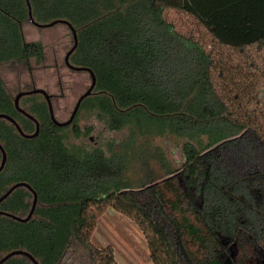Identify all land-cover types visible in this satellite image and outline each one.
<instances>
[{
    "label": "trees",
    "instance_id": "obj_1",
    "mask_svg": "<svg viewBox=\"0 0 264 264\" xmlns=\"http://www.w3.org/2000/svg\"><path fill=\"white\" fill-rule=\"evenodd\" d=\"M30 3L35 21L65 19L77 31L70 61L96 76V87L78 112L97 110L110 129L129 132L119 148L112 142L107 150L68 144L63 131L71 124H55L47 102L32 95L20 106L39 121L36 137L22 136L0 118V143L7 153L0 196L18 182L30 184L38 195L29 221L0 214V258L23 249L40 264H63L71 244L78 242L94 264H119L111 246L90 241L97 217L107 207L139 224L154 264H223L229 243L264 249V119L239 101V92H254L251 104L264 89V0ZM176 11L194 19L202 33L179 30L166 16ZM26 21L31 22L27 0H0V64L44 62V44L24 37ZM78 112L72 124L76 137L84 134ZM0 113L15 118L24 132H35V122L16 108L1 76ZM165 134L187 140L185 163L164 176L165 181L181 179L172 202L182 211L180 219L166 210L158 179L140 185L122 181L127 145L140 135ZM2 158L0 150V164ZM32 201L33 193L19 187L0 203V210L26 216ZM189 214L200 220L206 234H199ZM184 230L205 247L199 262L186 248ZM2 264L32 262L16 255Z\"/></svg>",
    "mask_w": 264,
    "mask_h": 264
},
{
    "label": "rangeland",
    "instance_id": "obj_2",
    "mask_svg": "<svg viewBox=\"0 0 264 264\" xmlns=\"http://www.w3.org/2000/svg\"><path fill=\"white\" fill-rule=\"evenodd\" d=\"M167 18L176 24L179 30H199L194 19L178 11L167 13ZM24 37L27 41H41L45 47V60L37 64L34 60L26 63H1L0 76L5 82L7 89L16 96L21 90L32 88H43L52 95L54 114L59 121L70 118L78 98L89 88L91 76L88 71H76L67 66L65 56L73 45V36L67 24L57 23L53 26L38 27L32 22H24L22 25ZM201 35L200 37H202ZM204 37V36H203ZM207 40H210L206 36ZM209 42V41H208ZM235 89V88H234ZM240 89H235L234 92ZM45 100L41 94H30ZM229 95H234L229 93ZM246 92H239V101L246 105L253 116L264 119V89L260 88L251 104ZM28 96V95H27ZM27 96L22 97L21 106L25 107L24 101ZM77 124L84 132L76 137L73 134V125L63 131L67 134L68 144L84 145L88 149L101 147L107 150V144L112 142L119 148L121 142L128 135V128L112 130L107 123L100 118L97 110L81 109L78 112ZM186 139L173 134H165L163 137L139 138L126 150L129 152L127 167L123 183L129 185H140L143 182L158 179L156 187L165 202L166 210L180 219L182 211L172 207V202L177 198L176 194L181 187L179 176H173L165 181L166 172L170 169L181 168L185 163L184 145ZM177 190V191H176ZM185 207L184 203L180 208ZM190 219L200 229L199 234H206V228L189 214ZM183 240L190 256L196 262L205 256V247L191 235L188 230L183 231ZM90 241L95 246L106 248L111 246L119 264H154L150 257V250L145 234L139 224L132 218L107 207L99 214L96 226L91 234ZM221 246H226L222 242ZM63 264H94L89 251L78 242H73L67 250ZM223 264H264V249L256 250L252 246H241L229 243L223 252Z\"/></svg>",
    "mask_w": 264,
    "mask_h": 264
},
{
    "label": "water",
    "instance_id": "obj_3",
    "mask_svg": "<svg viewBox=\"0 0 264 264\" xmlns=\"http://www.w3.org/2000/svg\"><path fill=\"white\" fill-rule=\"evenodd\" d=\"M27 4H28V9H29L30 21L33 24H35L36 26L48 27V26H53L57 23H64V24L68 25V27L70 28L72 35H73V45L71 46V48L66 53L65 62L69 68L76 70V71H82V70L88 71L90 76H91V84H90L89 88L78 98L77 103H76V105L72 111L70 118L66 121H59L56 118V116L54 114L53 105L51 102V96H50L49 92L43 88H33L30 90H21L15 96L14 101H15L16 108L21 113H23L24 115H26L27 117H29L31 120H33L35 122V124H36L35 132H33V133L24 132L22 127L20 126V124L16 121V119L13 118L12 116L6 114V113H0V118H5V119L9 120L11 123H13L16 126L17 131L22 136L27 137V138H33V137H36L40 131V123L37 120V118H35L32 114H30L28 111H26L25 109H23L20 106L19 101H20V98L22 96L30 95V94H42L48 103L49 113H50V116H51V119L53 120V122H55V124H57L59 126H66V125L71 124L74 121L75 116H76L78 110L80 109V106H81L83 100L93 93V91L96 87V76H95V73L93 72V70L91 68L84 67V66H77V65L72 64L70 61V56L74 52V50L76 49V47L78 45L77 31L75 30L73 25L65 19H55V20L47 22V23H39V22L35 21V19L33 18L30 0H27ZM0 150H1L2 155H3V158H2V161L0 164V172H1L3 170L5 164H6V161H7V153H6L4 147L1 143H0ZM19 187H26L28 190H30L33 193V201H32V206H31L29 213L26 216H21L18 214H14V213L5 212V211L0 210V214L7 215V216H9L15 220H18V221L26 222V221H29L33 217L34 212H35V208H36V205L38 202V195H37L36 191L30 186V184H28L26 182H18V183L11 185L8 188V190L0 196V203L2 201H4L15 189H17ZM16 255H25L29 258V260L32 262V264H40L39 261L31 253H29L28 251L23 250V249H16V250H12V251L8 252L7 254H5L4 256H2L0 258V264L6 262L8 259H10L11 257L16 256Z\"/></svg>",
    "mask_w": 264,
    "mask_h": 264
},
{
    "label": "flooded vegetation",
    "instance_id": "obj_4",
    "mask_svg": "<svg viewBox=\"0 0 264 264\" xmlns=\"http://www.w3.org/2000/svg\"><path fill=\"white\" fill-rule=\"evenodd\" d=\"M73 36V35H72ZM22 63H26V62H22ZM66 63V62H65ZM26 64H28V63H26ZM33 89V88H32ZM28 90H30V89H28ZM42 95V94H41ZM24 96H27V95H24ZM24 96H22V97H24ZM51 96V100H52V95H50ZM20 98V100L22 101V99L23 98ZM15 98V97H14ZM45 99V98H44ZM45 101H46V99H45ZM20 102V101H19ZM47 102V101H46ZM52 102V101H51ZM48 104V103H47ZM76 117V116H75ZM74 122V121H73ZM73 122L71 123V125L73 124Z\"/></svg>",
    "mask_w": 264,
    "mask_h": 264
}]
</instances>
